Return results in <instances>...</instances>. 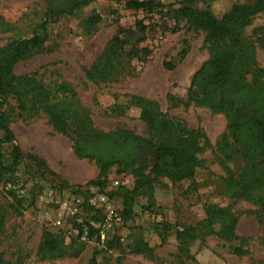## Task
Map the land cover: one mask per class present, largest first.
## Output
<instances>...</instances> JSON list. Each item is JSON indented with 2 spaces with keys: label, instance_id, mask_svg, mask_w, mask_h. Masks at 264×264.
<instances>
[{
  "label": "rangeland",
  "instance_id": "374dc122",
  "mask_svg": "<svg viewBox=\"0 0 264 264\" xmlns=\"http://www.w3.org/2000/svg\"><path fill=\"white\" fill-rule=\"evenodd\" d=\"M255 0H212L196 3L209 5L213 14L222 17L233 4ZM55 0H0V18L12 24L2 30L0 45L11 38L30 34L45 19L47 8ZM179 2L166 3L159 12L144 13L127 8L126 0H94L74 15H62L48 24L50 38L46 47L21 60L15 66L18 75H32L54 87L70 84L77 98L92 113L98 130L116 127L133 130L150 138L148 124L140 117L141 109L131 101L134 95L156 101L160 109L186 128L203 129L210 146L199 154L200 165L195 178L173 182L161 176L152 192L145 190L138 198L135 215L124 220L122 199L111 197L119 185H133L130 170L113 167L99 178L94 160L79 158L69 136L58 133L40 114L18 108L10 99L5 106L11 115L15 144L22 152V163L13 173L0 177V254L10 264H264V206L251 200H232L224 194L232 171L244 164L239 149L227 134L228 117L211 107L188 102V88L194 73L210 57L205 31L175 18L173 9ZM98 13L102 21L87 30L85 20ZM1 20V21H2ZM142 21L143 23H140ZM144 26V27H143ZM123 29L125 49L133 51L125 73L117 82H92L85 70L91 66L108 41ZM254 35L257 61L264 65V12L246 28ZM58 98L60 95L57 96ZM170 97L179 100L170 101ZM2 135H0L1 137ZM12 143L0 141V153L10 162ZM151 155L144 157L149 165ZM101 181L103 186H98ZM98 193L110 197L121 216L108 221L105 206L93 204ZM264 196V185L256 191ZM77 196L83 199V212L66 215L61 226L54 224L61 202ZM230 205L239 217L236 239H225L219 227L190 245L191 254L180 251L175 235L177 226L201 229L205 206ZM93 223L92 234L79 236V225ZM87 229V228H86ZM45 232L62 237V253L39 250ZM147 245L139 244L140 242ZM141 246L142 252L137 250ZM242 246L247 254H237Z\"/></svg>",
  "mask_w": 264,
  "mask_h": 264
},
{
  "label": "trees",
  "instance_id": "16d2710c",
  "mask_svg": "<svg viewBox=\"0 0 264 264\" xmlns=\"http://www.w3.org/2000/svg\"><path fill=\"white\" fill-rule=\"evenodd\" d=\"M55 1L48 6L45 19L30 34L11 38L0 45V141L13 144L10 162L0 153V177L13 173L22 163L21 148L14 143L15 134L10 126L11 115L5 108L10 99H15L20 110L44 115L56 132L69 136L79 158L96 162L99 178L107 176L113 167L131 171L133 185H119L111 197L122 199L121 216L124 220L132 219L138 198L145 190L151 193L161 176L173 182L195 178L200 165L199 154L211 142L203 129L180 125L167 116L156 101L137 95L132 96L131 101L141 109L140 117L148 124L150 138L141 137L125 127L98 130L91 110L80 102L70 84L63 82L51 87L32 75L16 74L17 63L46 47L50 38L49 23L62 15H74L94 0ZM199 1L208 4L212 0H179L180 6L172 11L175 18L184 19L190 26L205 31V43L210 50V57L190 81L187 100L211 107L228 117L227 134L239 146L230 156L240 155L244 164L238 168L237 175L232 171L224 194L232 200L247 199L264 206V196L256 194L264 185V65L257 61L254 35L245 32L256 16L264 12V0L235 3L222 17L215 16L209 5L197 8L195 5ZM126 5L129 9L148 14L161 11L166 3L161 0H126ZM1 20L2 30H10L12 24ZM101 21L100 14L89 15L85 20L87 30L94 29ZM129 32L120 29L108 41L85 70L90 81L117 82L126 76L123 75L126 72L132 73L125 65L134 54L131 49H125L127 39L122 34ZM177 100L170 97L172 102ZM147 154L151 155L149 165L144 161ZM96 182L103 186L101 181ZM205 210L201 229L177 226L174 230L180 251L187 255L191 254V243L213 233L216 226L223 238H238L235 229L238 228L239 217L230 205L210 203ZM92 224L79 225V236L86 230L90 234L96 231ZM139 244L147 245V242ZM66 246L62 237L45 232L39 250L57 254L62 253ZM137 250L142 252L144 249L139 245ZM233 250L241 255L249 252L242 246ZM0 264L10 263L0 254Z\"/></svg>",
  "mask_w": 264,
  "mask_h": 264
},
{
  "label": "built area",
  "instance_id": "2783aa9c",
  "mask_svg": "<svg viewBox=\"0 0 264 264\" xmlns=\"http://www.w3.org/2000/svg\"><path fill=\"white\" fill-rule=\"evenodd\" d=\"M164 3L178 2L179 0H161ZM110 197L105 193H98L97 198L94 199L93 204L99 206H105L107 212L108 221L113 218L121 220V216L118 213V209L110 203ZM83 212V199L77 196H72L70 199H66L61 202L60 209L55 218L54 224L61 226L65 222L66 215L70 217L77 216Z\"/></svg>",
  "mask_w": 264,
  "mask_h": 264
}]
</instances>
